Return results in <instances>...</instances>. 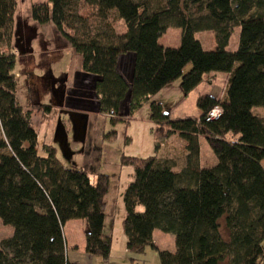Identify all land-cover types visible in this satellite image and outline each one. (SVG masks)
<instances>
[{
  "label": "trees",
  "instance_id": "obj_1",
  "mask_svg": "<svg viewBox=\"0 0 264 264\" xmlns=\"http://www.w3.org/2000/svg\"><path fill=\"white\" fill-rule=\"evenodd\" d=\"M80 2L34 5L31 18L39 25L52 23L81 57L83 71L98 78V111L112 124L122 119L119 109L127 94L125 118L177 80L186 96L207 74L229 76L221 100L198 97L199 118L172 120L160 104H150L155 152L177 134L185 143V161L174 171L173 161L156 155L123 160L133 169L123 193L127 250L140 253L153 246L157 230L172 235L175 245L173 252L158 250L160 264H260L264 117L251 110L264 108V0H83L90 9L86 16L79 13ZM15 9L16 0H0V221L13 229L0 242V264H74L67 259L62 230L72 220L87 222L85 252L107 260L108 177L91 182L84 171L65 167L50 145L42 146L45 156H40L31 111L17 101L11 45ZM111 14L124 21L123 34L115 31ZM236 28L238 47L230 52ZM169 29L180 31L177 48L159 44ZM201 32H213L214 50H203L195 37ZM128 54L134 56L130 84L117 69L119 57ZM215 108L220 116L206 121ZM36 110L48 113L51 107ZM199 137L216 158L211 167L199 165Z\"/></svg>",
  "mask_w": 264,
  "mask_h": 264
},
{
  "label": "rangeland",
  "instance_id": "obj_2",
  "mask_svg": "<svg viewBox=\"0 0 264 264\" xmlns=\"http://www.w3.org/2000/svg\"><path fill=\"white\" fill-rule=\"evenodd\" d=\"M38 4L51 6L50 0H16L11 45L12 52L15 54L12 74L17 84V101L25 111H31V124L38 135L40 156H45L43 144L50 145L55 148L57 159L65 167L84 171L91 182L96 181L99 175L108 177V192L105 197L107 224L105 231L108 232L109 229V233L110 231L117 233L119 230L120 234L124 235L123 193L128 183L132 181V168L124 164L123 160L145 159L153 156L154 139L146 124L141 121L128 124L120 120L112 124L108 116L98 113L97 117L93 115L90 117L91 121L87 128L86 115L70 111L69 108L80 106V103L71 99L70 94L71 79L69 80L68 75V70L71 68L70 47L52 23H48L49 26L39 25L32 20L31 8ZM89 12L90 9L84 6L81 0L79 13L86 16ZM110 22L116 32L126 31L124 21L116 20L113 14L110 16ZM239 35L240 29H234L229 40L228 51L237 49ZM195 37L201 42L203 50H214L213 32L197 33ZM160 43L169 48H177L180 44V31L169 29ZM52 44H55L54 49ZM74 65L75 62L72 63V67ZM188 68L190 69V65L184 68L183 75L187 73ZM215 74L217 77L212 84L207 82V76L204 77L200 83L201 88L199 87L200 89H197L195 93H201V91L205 94L213 92L217 95L218 93L217 98L221 100L227 85L226 74ZM72 86L75 87L74 82ZM211 86H214L218 92ZM93 93L96 96L94 88ZM185 103L187 112L193 116L198 110L194 95L192 97L190 95ZM37 106H50L51 110L48 113L44 112V109L37 111ZM97 110H99L98 102ZM251 112L254 116L264 117L263 107H255ZM60 124L61 130L58 129ZM163 144L160 156L171 158L170 160L176 164L174 171H179L184 161V141L175 134ZM199 147L202 163L208 167L215 160V156L204 137L200 138ZM220 224L221 233L226 238L227 231L223 221ZM71 228L72 225H66L67 235L72 231ZM12 233L13 229L4 226L0 221V242L10 237ZM81 233L77 231L79 238ZM157 234L164 236V245L167 248L173 246V251L175 250L172 235L163 234L160 231H157ZM260 264H264V259Z\"/></svg>",
  "mask_w": 264,
  "mask_h": 264
},
{
  "label": "crops",
  "instance_id": "obj_3",
  "mask_svg": "<svg viewBox=\"0 0 264 264\" xmlns=\"http://www.w3.org/2000/svg\"><path fill=\"white\" fill-rule=\"evenodd\" d=\"M46 25L49 26V24H46ZM168 31L169 30H167L165 34H163L162 37L159 39V44L165 48H168V47L166 45H162L160 41L166 35ZM118 34H123V32L118 33ZM228 46H229V43H228ZM52 48L53 49L55 48V44H52ZM69 52L71 54V68L68 70L69 80L71 79V87H70L71 92L70 91L69 92L71 94V99L80 103V106H76L77 108H69V109L70 111H75L80 114L86 115L85 117L87 118L86 127L88 128L89 123L91 121L90 117L92 115L96 116L99 113V111L97 110L98 99L93 93V88L98 78L93 75L85 73L82 69L81 57L78 54H76L74 50H72L71 48L69 49ZM230 52H233V51H230ZM73 62H75V65L72 67ZM133 65H134V56L132 54L121 56L118 59L117 69L122 75V77L124 78V80L127 82V84H130L132 80ZM187 71H189V68L186 70V72ZM206 76L208 77L207 82L209 84H212L214 79L217 77L216 74L211 73V74H207L203 76V79ZM228 77H229L228 74H226L227 80H228ZM73 82L75 84V87L72 86ZM180 83L181 81L177 80L167 85L161 91H159L156 95L150 97L148 101L145 102L142 105V107L138 111H136L131 117L125 118L124 115L128 111V102H129V94H127L125 99L121 103L120 109H119V114L122 118L121 120H123L125 123H128V124L141 121L146 124L150 134L152 135L153 124L150 121V104L151 103L154 102V103L160 104L163 109V112L170 119L175 120V119H187V118H195V117L199 118L200 117L201 114L199 110H197V112L194 113L193 116L187 112V107L185 106L186 105L185 102L190 97V95L191 97L194 95L195 103L198 97L201 95H210L212 97L217 98L218 90L214 86H211V88H215V90H217L216 92L217 95H215L213 92L205 94L203 93V91H201V93H195L197 89L201 88L200 84L193 91H191L188 95L185 96L181 90ZM200 138L202 137H199V140ZM227 139H231V136H227ZM154 144H155V141H154ZM163 147H164V144L161 146L158 152L154 151L155 152L154 155H156L157 157L158 155L160 156V152L162 151L161 149ZM184 150H185V145H184ZM200 153L201 152H199V165L201 168H206V166L203 165L202 163V158H201ZM159 158L168 159V160L171 159L169 157H163V156H160ZM183 159L185 161V152L183 155ZM184 161L182 163V166L184 165ZM215 163H216V158L209 166H213ZM132 174H133V169H132ZM132 174H131V177H132ZM93 183H95V181ZM122 220H123V217H122ZM66 225L67 226L72 225V228H71L72 231L69 232V235H67V232L65 230ZM106 225L107 224H106V214H105L103 233L106 236H110L111 248H110L108 259L103 260L98 255H89L85 252V236L88 232L87 222H85V220H72V221L66 222L62 230H63V235L65 238L66 255H67L68 261L74 264H160L159 260L157 259L158 250H166L169 252H173V246L170 248H167V246L164 245V240H165L164 236L157 234V230H155L152 235L153 246L145 247V249L140 253L130 252L126 248L125 236L123 234H120L119 230H117L118 231L117 233H114V231L113 233L112 231H110L109 233V229H108V232H106L105 231ZM77 231L82 232L80 238H79V234H77Z\"/></svg>",
  "mask_w": 264,
  "mask_h": 264
},
{
  "label": "built area",
  "instance_id": "obj_4",
  "mask_svg": "<svg viewBox=\"0 0 264 264\" xmlns=\"http://www.w3.org/2000/svg\"><path fill=\"white\" fill-rule=\"evenodd\" d=\"M220 110L219 108H215L212 111H210L207 115L206 121L214 120L220 116ZM111 116V114H110Z\"/></svg>",
  "mask_w": 264,
  "mask_h": 264
},
{
  "label": "water",
  "instance_id": "obj_5",
  "mask_svg": "<svg viewBox=\"0 0 264 264\" xmlns=\"http://www.w3.org/2000/svg\"><path fill=\"white\" fill-rule=\"evenodd\" d=\"M60 126H61V125L58 126V127H59L58 129H59V130H61ZM64 140H65V139H64Z\"/></svg>",
  "mask_w": 264,
  "mask_h": 264
}]
</instances>
